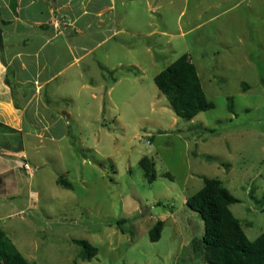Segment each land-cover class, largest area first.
<instances>
[{
	"label": "rangeland",
	"instance_id": "1",
	"mask_svg": "<svg viewBox=\"0 0 264 264\" xmlns=\"http://www.w3.org/2000/svg\"><path fill=\"white\" fill-rule=\"evenodd\" d=\"M114 14L113 37L44 92L69 111L66 135L0 130V165L11 169L0 175V227L35 264H207L204 223L186 205L204 177L238 200L229 208L249 240L264 233V0H115ZM183 54L214 105L191 121L154 83ZM78 72L118 83L93 99L74 89ZM79 240L96 248L91 260L79 259Z\"/></svg>",
	"mask_w": 264,
	"mask_h": 264
},
{
	"label": "crops",
	"instance_id": "2",
	"mask_svg": "<svg viewBox=\"0 0 264 264\" xmlns=\"http://www.w3.org/2000/svg\"><path fill=\"white\" fill-rule=\"evenodd\" d=\"M114 6L115 0H0V130L22 133L30 126L34 132L49 131L52 139L66 135L63 125L69 123V111L57 112V96L44 92L61 72L79 67L99 44L113 37ZM55 20L61 21L59 32L53 27ZM97 34L106 35L96 40ZM89 37L92 44L84 42ZM81 79L78 72L74 89L89 90L93 99L101 100L118 83L115 79L109 85L102 79L96 83ZM5 167L0 175L11 171Z\"/></svg>",
	"mask_w": 264,
	"mask_h": 264
},
{
	"label": "trees",
	"instance_id": "3",
	"mask_svg": "<svg viewBox=\"0 0 264 264\" xmlns=\"http://www.w3.org/2000/svg\"><path fill=\"white\" fill-rule=\"evenodd\" d=\"M3 47V34L0 29V49ZM160 94L165 96L176 117L191 121L198 113L210 110L213 103L206 98L195 65L187 54L179 56L163 71L154 77ZM229 109L232 98H228ZM146 180H155L154 163L148 157L139 160ZM202 187L186 199V205L195 211L204 223V233L198 243L207 264H264V233L254 240L245 235L240 220L230 211V205L238 200L212 178L203 179ZM65 186L67 182L58 180ZM259 203L258 201H256ZM163 224L157 221L149 231L150 240L157 241ZM80 248L79 259L91 260L96 254L95 247L87 241H76ZM197 248V249H198ZM0 264H35L28 261L6 237L0 227Z\"/></svg>",
	"mask_w": 264,
	"mask_h": 264
},
{
	"label": "built area",
	"instance_id": "4",
	"mask_svg": "<svg viewBox=\"0 0 264 264\" xmlns=\"http://www.w3.org/2000/svg\"><path fill=\"white\" fill-rule=\"evenodd\" d=\"M60 25H61V21H59V20H55L53 22V27H54L55 30H57V32H59V30H60L59 29L60 28ZM23 160H24V158H23ZM21 168L24 169V170H26V171H28L29 173L32 172L31 169H30V167H29V165H28V163L26 161H23V164L21 165Z\"/></svg>",
	"mask_w": 264,
	"mask_h": 264
}]
</instances>
